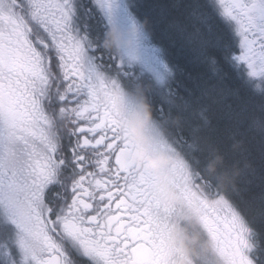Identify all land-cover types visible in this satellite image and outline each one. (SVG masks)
Masks as SVG:
<instances>
[{
    "label": "snow or ice",
    "instance_id": "obj_1",
    "mask_svg": "<svg viewBox=\"0 0 264 264\" xmlns=\"http://www.w3.org/2000/svg\"><path fill=\"white\" fill-rule=\"evenodd\" d=\"M183 7L191 31H177L208 70L198 95L180 94L183 70L151 33L101 47L112 26L143 21L134 0H0V264H176L183 214L221 264H264V197L258 225L247 189L221 191L202 159L214 106L233 138L246 122L264 137V0ZM141 84L151 86L153 151L176 159L165 171L179 210L161 202L160 177L135 163L123 126Z\"/></svg>",
    "mask_w": 264,
    "mask_h": 264
},
{
    "label": "clouds",
    "instance_id": "obj_2",
    "mask_svg": "<svg viewBox=\"0 0 264 264\" xmlns=\"http://www.w3.org/2000/svg\"><path fill=\"white\" fill-rule=\"evenodd\" d=\"M150 35L147 20L140 21L135 27L127 30L112 26L107 30L101 41V47L109 52H118L121 48L133 47L137 39ZM151 86L143 84L129 91L136 101V107L128 115L123 126L130 131L133 142L137 145L134 160L138 166H147L160 177L158 185L160 199L169 209L179 210L183 204L180 193L172 186L170 172L165 171L175 166L176 159L168 152H154L153 137L150 128L155 121L154 108L150 102ZM177 117L175 123L179 125ZM207 158L204 174L211 178L221 191H228L235 186L240 174L237 166H228L218 148L209 144L206 148ZM203 187V186H202ZM183 223H178L172 231V246L178 249L179 259L176 264H221L215 256L212 243L199 229V222L192 216L183 214Z\"/></svg>",
    "mask_w": 264,
    "mask_h": 264
},
{
    "label": "rangeland",
    "instance_id": "obj_3",
    "mask_svg": "<svg viewBox=\"0 0 264 264\" xmlns=\"http://www.w3.org/2000/svg\"><path fill=\"white\" fill-rule=\"evenodd\" d=\"M190 2L191 0H168V2L166 0H163V2L161 0H140L139 2V5H141L140 15L146 18L148 17L150 33L157 34L160 39L165 41V43L168 46L171 57L183 70L181 74H179L181 81H179L180 87L178 88V91L180 92L181 95H185L186 90H190L194 94L198 95L199 89L196 87V85L198 83L202 84L209 79L208 70L205 67V65L199 60L195 46L189 44L184 39L183 35L177 31L178 26H186L187 30L191 31V26L187 20V12L184 7L182 8L183 3L187 4ZM161 9L166 10L165 14L161 15ZM241 97L243 100L249 103L250 107L253 108L255 106H258V104L260 103L258 99L250 100V98L244 93H241ZM222 119H228V117L224 114V112L220 108L214 106L211 113V122L213 124L215 123L214 125H216L217 120H222ZM230 123L232 124L230 125V127H233L234 129L233 123L231 121ZM181 127L184 128V131L187 133L186 126L181 125ZM211 128L212 127H209L208 129L205 130L206 131L208 130L209 132L211 131ZM240 130H243L242 132H245L246 134L250 132L251 133L255 132L256 135H260L258 130L249 129V123L247 125L244 124ZM205 132H203V135ZM213 133H214V129H213ZM231 136H232L231 134L229 133L227 134V138H229L230 141H232L234 144H237V146L243 147L244 142H240L238 140L236 141L234 138L231 139ZM204 137H205V152L202 159L206 160L207 158L206 148L207 145H209L207 141H209L208 139H211V136L204 135ZM215 147L218 148V146ZM246 150L247 149L243 148V151ZM232 156H234V160H235V163L233 165L237 166V168L238 166L241 167L238 168L240 171V174L236 180V183L238 185L237 184L235 185L237 187H245L246 189L247 186L248 187L254 186L255 188L258 189H264V183H262L260 178L261 175L258 173L257 170L261 168L259 167V164L258 165L256 164L255 167L254 166L252 167L251 163L250 164L246 163L249 156H247V154H245L244 152L241 153V151ZM226 164L228 166L230 165L228 164V162H226ZM253 170H255L254 174H253ZM261 196L264 197V195ZM256 198L258 199L259 196H255L253 200H256ZM260 200L261 199H259L258 201L260 202ZM253 204H255L254 205L255 207L253 206L254 207L253 211L254 214L256 215V218H259L257 219V223H259V221L261 220L260 207L256 205L258 203L254 202Z\"/></svg>",
    "mask_w": 264,
    "mask_h": 264
},
{
    "label": "trees",
    "instance_id": "obj_4",
    "mask_svg": "<svg viewBox=\"0 0 264 264\" xmlns=\"http://www.w3.org/2000/svg\"><path fill=\"white\" fill-rule=\"evenodd\" d=\"M161 1L163 2V0H161ZM166 1L168 2V0H166ZM184 5L185 4L183 3L182 8ZM236 103H238V102H234V107H235ZM214 124L211 122V127H212L211 131L208 132V130L207 131L204 130V132L206 131L204 133V135L211 136V139H208L209 141L206 140L208 144H211L213 146L215 144V146H218V149H220V152L222 153V155L225 154V155H223L225 163L228 162V164H230L229 166L233 165L235 163V160H234V156H232V155L241 151V153L244 152L245 154H247V156H249L246 163H248V164L251 163L252 167L253 166L255 167L256 164L257 165L259 164V167H261V168H259V169L256 168V169L258 170V173L261 175V169H262V167H264V139H263V137H261V135H256L255 132H252V133L250 132V133L246 134L245 132H242L243 130H240V134H237L234 137V139L236 141L238 140L240 142H244V144H243V147L237 146V144H234L232 141H230L229 138H227V134L228 133L231 134V132L234 130L233 127H230V125H232V124L230 123L229 119L217 120V124L216 125H214ZM247 124L248 123L246 122L245 125H247ZM213 129H214V133H213ZM208 133H211V134H208ZM217 133H219V134H217ZM185 134H187V133L185 132ZM213 135H214V137H213ZM232 138H233V136H231V139ZM243 148L247 149V150L243 151ZM228 153H229V155H228ZM262 164H263V166H262ZM239 167L240 166H238V168ZM261 195H264V189H258V188H255L254 186L253 187L247 186V191L245 193V199L246 200H249L252 202L254 201L255 203H258L256 205H258L260 207V205H259L260 202L258 200L261 199V197H262ZM255 196H259V198L258 199L256 198V200H253V198ZM254 205L255 204H253V206ZM254 207H253V209H254ZM257 219H259V218H257ZM259 223H260V221H259ZM259 223H258V225H259ZM261 240H262L263 245H264V236L261 237Z\"/></svg>",
    "mask_w": 264,
    "mask_h": 264
}]
</instances>
